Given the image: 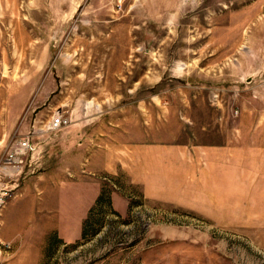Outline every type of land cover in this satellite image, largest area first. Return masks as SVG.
<instances>
[{
	"label": "rangeland",
	"instance_id": "rangeland-1",
	"mask_svg": "<svg viewBox=\"0 0 264 264\" xmlns=\"http://www.w3.org/2000/svg\"><path fill=\"white\" fill-rule=\"evenodd\" d=\"M27 137L0 264H264V0H0V157ZM143 138L202 158L182 204L102 169Z\"/></svg>",
	"mask_w": 264,
	"mask_h": 264
},
{
	"label": "crops",
	"instance_id": "crops-1",
	"mask_svg": "<svg viewBox=\"0 0 264 264\" xmlns=\"http://www.w3.org/2000/svg\"><path fill=\"white\" fill-rule=\"evenodd\" d=\"M140 142V147L135 146L129 148L128 160L126 163H123L122 166L115 164L112 160L103 159L101 166L102 169L108 171H113L117 167L122 169L127 173L132 182L137 183L142 187L143 195L146 198L170 200L182 204V194H184L186 188H189V186L185 187L184 177L187 173H194L196 171L195 169L200 161L199 159L202 158L196 156L191 151L168 150L152 147V143L146 142L144 138ZM85 145L86 144L81 140V155L88 154ZM72 170L73 169L70 168L68 171ZM221 175L222 174L220 173V176ZM48 184L42 185L46 186ZM6 204L0 211L1 223V217L5 212ZM84 210L85 208L80 210V213L75 217L76 220L82 219ZM79 237L80 231L79 234L77 232L75 236L71 238L64 239V237L60 236L59 239L64 243H68L74 239L77 240Z\"/></svg>",
	"mask_w": 264,
	"mask_h": 264
},
{
	"label": "built area",
	"instance_id": "built-area-1",
	"mask_svg": "<svg viewBox=\"0 0 264 264\" xmlns=\"http://www.w3.org/2000/svg\"><path fill=\"white\" fill-rule=\"evenodd\" d=\"M68 123V118L62 114H53L48 129L56 130ZM31 140L21 138L11 142L8 149L0 157V211L10 198L17 195L20 177L23 176L25 158L31 147ZM1 227V222H0ZM11 248V241L3 240L0 236V253Z\"/></svg>",
	"mask_w": 264,
	"mask_h": 264
},
{
	"label": "trees",
	"instance_id": "trees-1",
	"mask_svg": "<svg viewBox=\"0 0 264 264\" xmlns=\"http://www.w3.org/2000/svg\"><path fill=\"white\" fill-rule=\"evenodd\" d=\"M103 191L100 193V195L98 196V198L96 199L95 205L89 209V214L93 215L92 219L91 218H85L83 223H82V233H81V238H85L87 236L90 235H94L96 233V231L94 229H92L95 221H93V217H94V213H99L101 211H99V207H101L102 205H104V197H103ZM98 208V209H97Z\"/></svg>",
	"mask_w": 264,
	"mask_h": 264
},
{
	"label": "bare ground",
	"instance_id": "bare-ground-1",
	"mask_svg": "<svg viewBox=\"0 0 264 264\" xmlns=\"http://www.w3.org/2000/svg\"><path fill=\"white\" fill-rule=\"evenodd\" d=\"M11 10V9H10ZM18 21V20H17ZM22 22V21H21ZM16 24V23H15ZM19 25V24H18ZM23 25V24H22ZM12 26H13V24H12ZM25 26V25H24ZM23 28V27H22ZM15 50V49H14ZM22 61V60H21Z\"/></svg>",
	"mask_w": 264,
	"mask_h": 264
}]
</instances>
